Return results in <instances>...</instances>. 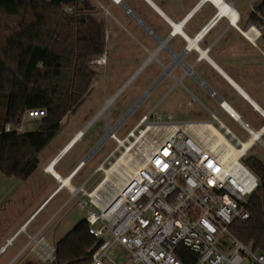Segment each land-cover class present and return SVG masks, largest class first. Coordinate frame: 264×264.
<instances>
[{
  "label": "crops",
  "instance_id": "1",
  "mask_svg": "<svg viewBox=\"0 0 264 264\" xmlns=\"http://www.w3.org/2000/svg\"><path fill=\"white\" fill-rule=\"evenodd\" d=\"M89 1L106 29V52L101 57L105 64L97 67L107 69L110 63L118 68L138 65L140 58L146 56L142 68L157 62L163 70L161 78L172 76L177 84H181L185 91L180 90V97L186 107L204 117L201 121L178 124L214 122L228 129L237 127L248 140L250 133L254 135L249 154L258 146L264 149V36L251 21L260 0ZM222 3L226 11L232 7L237 20L222 13ZM200 36L201 39L196 41ZM223 103L227 109L222 107ZM97 123L73 131L46 158L41 169L47 182L44 192L27 214L6 223L0 234L1 248L20 231L12 245L0 255L1 260L9 250L15 249L2 264L52 262L50 257H54L58 240H54V233L48 231L50 222L76 200H71L70 189L82 185L86 189L90 185L92 189L95 184L92 186L91 182L101 174L97 172L98 168L116 149L102 153V146L108 141L116 142L108 136L109 120L105 125L97 126ZM115 127L118 137L120 122ZM42 152L36 171L41 166ZM252 157L264 164V157ZM0 187L3 190H0L1 210L3 203L15 196L17 188L7 190V183ZM45 213L49 218L43 221ZM30 237H34L33 241ZM112 254L118 256L119 261L115 263L128 259L127 251L119 245L113 247L110 256Z\"/></svg>",
  "mask_w": 264,
  "mask_h": 264
},
{
  "label": "built area",
  "instance_id": "2",
  "mask_svg": "<svg viewBox=\"0 0 264 264\" xmlns=\"http://www.w3.org/2000/svg\"><path fill=\"white\" fill-rule=\"evenodd\" d=\"M92 62L101 65L105 60ZM222 107L227 109L224 103ZM44 115V110H28L19 125L7 124L5 132L24 133L27 120ZM150 117L145 115L124 139L116 136V127L107 128L117 146L97 172L105 175L107 165L111 168L112 161L132 149L134 157L125 176L106 182L105 175L91 192L84 185L69 190L71 200L86 211L90 234L96 238L90 264H184L176 256L180 245L197 256L196 264H264L263 253L230 232L234 222L250 218L248 201L259 186L258 178L241 163L253 147V133L243 142L221 123L180 125L173 115H157L155 121ZM203 123H211L223 139L203 128ZM232 147L238 155L230 164L225 153ZM19 233L6 241L0 255ZM220 237L231 239V254L217 247ZM116 245L127 251L126 262L110 259Z\"/></svg>",
  "mask_w": 264,
  "mask_h": 264
},
{
  "label": "trees",
  "instance_id": "3",
  "mask_svg": "<svg viewBox=\"0 0 264 264\" xmlns=\"http://www.w3.org/2000/svg\"><path fill=\"white\" fill-rule=\"evenodd\" d=\"M251 21L264 36V0ZM105 52V24L89 0H0V174L24 181L36 171L63 119L90 95L97 75L92 61ZM36 109L45 111L38 130L5 132ZM247 164L259 186L248 201L250 218L234 222L230 232L264 254V164L255 157ZM95 242L84 218L55 244L49 264H90ZM176 256L197 263L184 245Z\"/></svg>",
  "mask_w": 264,
  "mask_h": 264
},
{
  "label": "rangeland",
  "instance_id": "4",
  "mask_svg": "<svg viewBox=\"0 0 264 264\" xmlns=\"http://www.w3.org/2000/svg\"><path fill=\"white\" fill-rule=\"evenodd\" d=\"M138 65H118L110 63L107 69L99 68L98 64H93L97 72L92 91L85 101L77 108L74 113L66 116L61 122V129L56 137L49 143L46 149L42 152L41 166L39 170L35 171L26 181L19 179H9L4 175H0V186L7 183V190L17 188L15 196L3 203L0 210V234L6 228V223L15 221L23 217L24 213H28L33 202L38 200L47 186V182L43 179L41 174L42 166L45 164L46 158L54 148L61 142H65L73 131L85 128L87 125L97 123L105 125L107 119L109 120L110 128L120 122L118 137L124 139L128 132L134 128L141 117L145 114H150V120L155 121L157 115L173 114L175 122H189L201 121V113H196L193 109L186 107L184 100L181 99V91L183 86L177 84L172 76L161 78L163 70L157 62L147 65L143 70L137 71L145 65L147 58L142 56ZM105 63L101 64L104 65ZM159 67V68H158ZM182 91V93H184ZM111 101L107 109V103ZM180 104H182L180 106ZM105 109V110H104ZM104 110V111H103ZM103 111V112H102ZM102 112V113H101ZM101 113V114H100ZM143 116V117H144ZM142 117V118H143ZM41 119H29L25 122L26 132H35L41 126ZM91 125V126H92ZM90 126V127H91ZM218 127V125H215ZM230 130L239 137L243 142L248 140V136L237 127L230 126ZM116 148L113 141H108L102 146V153H110ZM137 145L134 146L133 152ZM134 154V153H133ZM134 156V155H133ZM264 157V149L261 146L254 148L241 163L250 169L247 160L250 157ZM140 162L141 157L136 159ZM113 163L115 162L112 161ZM107 168H110L107 165ZM105 178L104 174L97 175L91 185L87 186L89 192L94 190L96 186ZM10 181V182H9ZM97 182V183H96ZM87 189V190H88ZM0 190L3 191L0 187ZM82 193L78 194L81 195ZM2 195V194H0ZM86 216V211L77 206V200H74L67 208L62 210L59 215L51 221L48 231L54 233V240H60L69 231H71L77 223L83 220ZM49 218L45 213L43 221ZM32 230H30V233ZM20 245V242L17 246ZM217 247L226 254L233 252V244L229 237H220L216 242ZM15 252V249L2 257L0 264ZM110 259L114 262L119 261L116 254H112ZM250 264L249 262H247Z\"/></svg>",
  "mask_w": 264,
  "mask_h": 264
},
{
  "label": "bare ground",
  "instance_id": "5",
  "mask_svg": "<svg viewBox=\"0 0 264 264\" xmlns=\"http://www.w3.org/2000/svg\"><path fill=\"white\" fill-rule=\"evenodd\" d=\"M224 3V2H223ZM222 3V4H223ZM224 5V4H223ZM222 6V5H221ZM232 8V7H231ZM230 7L228 8L229 10L226 11V6L224 5L223 9H222V13L226 14L229 17H232L233 21L237 20V14L234 10H232ZM232 10V11H231ZM177 29V28H176ZM249 35V34H248ZM247 35V36H248ZM144 66V65H143ZM142 68V67H141ZM111 101H109L107 103V106L105 107V109L108 108V106L110 105ZM104 109V110H105ZM203 128L210 130L211 134H215L218 135L220 138L223 139V135L219 132V130L214 127L211 123H203L202 125ZM83 133V132H82ZM258 135V134H257ZM259 137V136H257ZM247 147V145L245 146ZM134 154L132 153V149H130L128 152L122 154V156H118L116 161L112 164L111 168H107V170L105 171V175H106V182H110L113 180V178L118 177L119 175L125 176L124 175V171H127V169L130 167V162L133 159ZM238 152L237 149L232 147L230 150L226 151L225 153V158L227 159V161L232 164L236 162V158H237ZM101 188L98 189L95 193L94 196L98 197L100 194ZM74 192H76V190H74Z\"/></svg>",
  "mask_w": 264,
  "mask_h": 264
},
{
  "label": "water",
  "instance_id": "6",
  "mask_svg": "<svg viewBox=\"0 0 264 264\" xmlns=\"http://www.w3.org/2000/svg\"><path fill=\"white\" fill-rule=\"evenodd\" d=\"M128 11H129V9H128Z\"/></svg>",
  "mask_w": 264,
  "mask_h": 264
}]
</instances>
